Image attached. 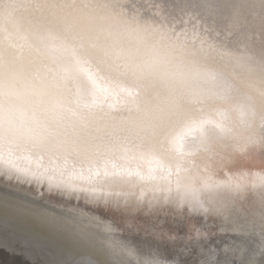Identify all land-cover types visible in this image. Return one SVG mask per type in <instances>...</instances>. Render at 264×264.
<instances>
[{
  "label": "bare ground",
  "instance_id": "1",
  "mask_svg": "<svg viewBox=\"0 0 264 264\" xmlns=\"http://www.w3.org/2000/svg\"><path fill=\"white\" fill-rule=\"evenodd\" d=\"M0 253L264 264V0H0Z\"/></svg>",
  "mask_w": 264,
  "mask_h": 264
},
{
  "label": "water",
  "instance_id": "2",
  "mask_svg": "<svg viewBox=\"0 0 264 264\" xmlns=\"http://www.w3.org/2000/svg\"><path fill=\"white\" fill-rule=\"evenodd\" d=\"M14 231L15 232H18V233H20V234H22V235H24L25 233H23V232H21V231H19V230H16V229H14ZM32 252H33V250H32ZM54 255L56 256V258H58L57 257V255L54 253ZM2 256V253H0V257ZM25 261H27V262H29V263H31L29 260H25ZM0 264H1V260H0ZM32 264H37L36 262H33Z\"/></svg>",
  "mask_w": 264,
  "mask_h": 264
}]
</instances>
